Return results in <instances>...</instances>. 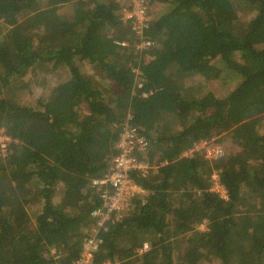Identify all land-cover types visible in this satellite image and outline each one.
I'll use <instances>...</instances> for the list:
<instances>
[{
    "label": "trees",
    "instance_id": "16d2710c",
    "mask_svg": "<svg viewBox=\"0 0 264 264\" xmlns=\"http://www.w3.org/2000/svg\"><path fill=\"white\" fill-rule=\"evenodd\" d=\"M127 2L0 0V264L80 257L129 126L151 168L131 172L143 192L99 228L94 264H264V0H150L140 54ZM211 140L223 156L186 153Z\"/></svg>",
    "mask_w": 264,
    "mask_h": 264
},
{
    "label": "built area",
    "instance_id": "2783aa9c",
    "mask_svg": "<svg viewBox=\"0 0 264 264\" xmlns=\"http://www.w3.org/2000/svg\"><path fill=\"white\" fill-rule=\"evenodd\" d=\"M127 1V4L122 8V12L130 19L135 35L137 34L140 38V42L137 44L138 51L144 53L155 44L153 39L145 36L144 31L151 23V16L148 13L150 10V0ZM115 43L122 47L128 45L124 40H116ZM134 71L137 78V87L142 88L144 84L142 72L139 68H136ZM143 96H147V94L143 93ZM128 117L130 118L132 116L129 114ZM148 146V140L144 136L136 133L135 129L127 127L124 130L118 144L120 152L115 156L114 164L110 172L94 180V184L102 189L104 205L102 209L92 212V215L97 219V225L94 228L93 234L88 235L84 239L80 257L72 262V264H94L95 253L99 250L100 244L102 243V239L98 236L99 228L106 225L112 212L115 210H122L129 206L130 198L136 192H141L143 190L130 174L134 170H141L146 173L151 168L138 154L140 151H146ZM195 149L206 151V156L210 159H216L225 154V149L220 145H216L213 140L202 141L195 146ZM193 152V149L189 151L190 154H193ZM211 178L214 179L215 184L220 185L218 174L213 173ZM148 248L149 246L146 243L142 250L145 251L148 250ZM52 253L55 257L62 255L58 253L57 250H52Z\"/></svg>",
    "mask_w": 264,
    "mask_h": 264
},
{
    "label": "rangeland",
    "instance_id": "374dc122",
    "mask_svg": "<svg viewBox=\"0 0 264 264\" xmlns=\"http://www.w3.org/2000/svg\"><path fill=\"white\" fill-rule=\"evenodd\" d=\"M160 5L161 4H159L158 3V6L160 7ZM153 9H156V7H155V5L153 6ZM241 13V11H238V14H240ZM252 14H250V16H251ZM231 17V15L230 14H228V16L226 15H222L221 13L220 14H218V15H216V20H217V22L218 23H222V22H224L227 18H230ZM139 53L138 52V50L136 49V51H135V53ZM140 54V53H139ZM148 53H145L144 55H145V58H146V60H148L149 58H150V56H148L147 55ZM87 63H82V64H80V66L82 67H84L88 72H90L91 74L93 73V74H95L96 76H97V78H99L100 79V77L97 75V72H96V70H94V69H91L88 65H86ZM136 69V67L133 69V71ZM98 70V69H97ZM135 72V71H134ZM100 75V74H99ZM104 77V76H103ZM136 74H135V83H136ZM208 81H210V85H211V87L213 88V90L216 92V95L217 96H223V92H225V93H227V92H229V88L228 87H226V85H224V83L222 82V81H219V79H217V78H214L213 77V79H208ZM104 82H106V81H104ZM37 90H40L39 88H36ZM114 90H115V92H117L116 90H117V87L115 86L114 87ZM133 92H134V90H133ZM83 111H84V109H83ZM3 132H4V130L3 129H0V143L2 144V147H3V151L2 152H6V143L10 140V137H7L5 134H3ZM214 143H215V141H213ZM221 144V143H220ZM227 145V144H226ZM224 143H223V148L225 149V146H226ZM227 147V146H226ZM227 150H228V148H227ZM225 152H226V149H225ZM147 152H145V151H143V152H141L140 153V157H142V156H144L145 154H146ZM212 188H213V190H215V191H217L221 196H226V192H225V190H224V188L221 186V185H217V184H213L212 185ZM207 228V225H206V222L205 223H203L202 225H200V229L201 230H205ZM149 249V248H148ZM181 249H182V243L180 244V248H179V250H177V249H175L174 250V254L176 255V254H179L180 252H181ZM138 258L139 257H136L135 259L138 261ZM212 262V261H211ZM202 264H217V263H206V262H203Z\"/></svg>",
    "mask_w": 264,
    "mask_h": 264
},
{
    "label": "crops",
    "instance_id": "0c3cea01",
    "mask_svg": "<svg viewBox=\"0 0 264 264\" xmlns=\"http://www.w3.org/2000/svg\"><path fill=\"white\" fill-rule=\"evenodd\" d=\"M125 6V5H124ZM123 8V7H122ZM148 55V54H147ZM149 56V55H148ZM135 88H138L137 87V84L135 83ZM130 113H128V115H129ZM128 115H127V117H128ZM131 115V114H130ZM132 116V115H131ZM130 127V126H129ZM125 130V129H124ZM124 130H122V132H121V134H120V139H119V141H118V143H117V148H118V144H119V142H120V140H121V137H122V134H123V132H124ZM202 142V141H201ZM198 144H200V142H198V143H196L195 145H193V147L192 148H190L186 153H189V151L190 150H194V152H193V154H195V152H197V151H201V152H204V155H205V158H207V159H210V158H208L207 156H206V151H203V150H197V149H195V146L196 145H198ZM149 148V147H148ZM119 149V148H118ZM148 150V149H147ZM148 162V161H147Z\"/></svg>",
    "mask_w": 264,
    "mask_h": 264
},
{
    "label": "clouds",
    "instance_id": "9594fccd",
    "mask_svg": "<svg viewBox=\"0 0 264 264\" xmlns=\"http://www.w3.org/2000/svg\"><path fill=\"white\" fill-rule=\"evenodd\" d=\"M212 189V188H211ZM225 197V196H224Z\"/></svg>",
    "mask_w": 264,
    "mask_h": 264
}]
</instances>
